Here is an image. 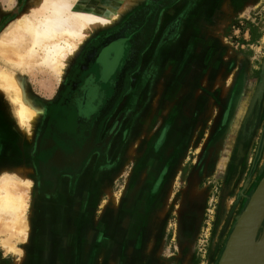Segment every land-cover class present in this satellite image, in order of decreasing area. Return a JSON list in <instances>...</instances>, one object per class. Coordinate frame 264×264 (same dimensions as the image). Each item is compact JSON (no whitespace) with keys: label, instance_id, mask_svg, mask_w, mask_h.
<instances>
[{"label":"rangeland","instance_id":"obj_1","mask_svg":"<svg viewBox=\"0 0 264 264\" xmlns=\"http://www.w3.org/2000/svg\"><path fill=\"white\" fill-rule=\"evenodd\" d=\"M175 1L135 0L118 21L98 28L80 53L140 14V23H133L138 31L152 13L151 45L168 47L178 81L189 82L187 73H195L193 93L204 101L193 106V113H182L184 103L173 118L144 120L136 108L130 110V96L123 97L111 119L119 114L108 149L96 151L73 172L56 174L43 166L40 144L70 70L63 80L38 66L15 70L42 109L28 138L15 104L0 91V176L8 173L31 183L27 238L14 240L19 251L0 244V264H104L107 248L97 245L106 233L109 264H220L238 217L264 175V0ZM8 2L0 0V31L14 19L11 10L31 6V0ZM96 3V8L107 4ZM124 4L109 0V5ZM192 53L199 55L198 64L189 65ZM145 65L146 59L144 77L150 69ZM144 77L132 78L131 94ZM246 122L252 125L251 136L243 133L238 141ZM107 223L109 232L101 230ZM263 233L264 216L256 243Z\"/></svg>","mask_w":264,"mask_h":264},{"label":"bare ground","instance_id":"obj_2","mask_svg":"<svg viewBox=\"0 0 264 264\" xmlns=\"http://www.w3.org/2000/svg\"><path fill=\"white\" fill-rule=\"evenodd\" d=\"M8 1L10 5L12 0ZM124 1L121 6L107 2L96 8L91 2L80 0H31L27 11H21L20 5L11 10L14 19L0 31V61L3 62L0 91L15 104L16 117L27 138L39 125L42 109L35 104L15 70L31 71L38 66L53 71L63 80L83 43L98 28L118 21L135 0ZM30 187V181L25 178L8 173L0 176V244L9 252L20 250L15 248V239L27 238ZM260 246V242L249 243L236 237L227 258L256 255Z\"/></svg>","mask_w":264,"mask_h":264},{"label":"flooded vegetation","instance_id":"obj_3","mask_svg":"<svg viewBox=\"0 0 264 264\" xmlns=\"http://www.w3.org/2000/svg\"><path fill=\"white\" fill-rule=\"evenodd\" d=\"M138 17L141 15L95 40L70 68V80L43 127L40 151L48 173L73 172L96 151L108 149L119 126V114L111 120L113 113L128 98L132 78L144 77L141 67L145 53L154 54L163 47L151 45L155 16L150 13L135 31L133 23L138 22ZM174 23L177 21L169 27ZM153 65L154 57L150 56L145 66L151 69ZM135 92L136 89L134 95ZM133 106L137 109L136 102Z\"/></svg>","mask_w":264,"mask_h":264},{"label":"crops","instance_id":"obj_4","mask_svg":"<svg viewBox=\"0 0 264 264\" xmlns=\"http://www.w3.org/2000/svg\"><path fill=\"white\" fill-rule=\"evenodd\" d=\"M80 2H91L92 5H94L96 2H108L109 0H80ZM95 2V3H92ZM97 4H95V7H97ZM190 29L189 27H187ZM172 44V43H171ZM168 47L163 46L159 51L155 52L154 54H150L149 52L145 53V59L148 61L150 56L154 57V65L150 69L149 73L142 79L138 84H137V89H136V95L131 94L132 88H129L128 90V96H130L129 100V108L130 110L134 109L133 104L136 102L137 103V113L139 118L145 119H150L153 120L155 118L161 120V119H168V117L173 118L175 112L177 109L183 106L182 113L184 114H189L193 113V106L194 108L196 105L202 100L204 101V98L200 99V95L193 93L194 92V72L191 69L190 72H188V79L189 82L187 81L186 83H182L177 80V72L174 69V66H172L173 62L175 61L172 59L171 56L167 57ZM192 57L189 60V65L192 63L197 62L201 59H199V55L196 56L194 53L191 54ZM171 58V59H170ZM207 60V59H206ZM145 63V62H144ZM143 63V64H144ZM202 64H205L204 60H202ZM192 66V65H191ZM208 71L210 70V67H207ZM207 85H210V77H207ZM220 86V85H219ZM190 94V95H189ZM138 95V96H137ZM135 96L136 98L135 100ZM208 99L210 100V96H207ZM207 100L208 102H210ZM214 101V99L212 100ZM217 102L224 101L221 99H216ZM134 102V103H133ZM215 102V101H214ZM148 107V108H147ZM145 110L143 113L142 110ZM147 109V110H146ZM129 110V111H130ZM193 110V112H192ZM143 113V115L140 114ZM193 117V116H191ZM203 118V116H200ZM199 116L197 119L200 118ZM198 124V121H197ZM252 131V125L250 122L243 123L241 125V128L239 129L238 132V138L237 140L239 141L240 136L244 133L247 134L249 133L251 136ZM248 134V135H249ZM120 229L125 230L126 227L125 225H122ZM106 232H109V223L105 225V228L101 229ZM100 230V231H101ZM101 243L98 246L101 247L105 245L106 252L104 255V259L101 261L104 264H109V233L105 234V237L101 239ZM99 253V249L97 251Z\"/></svg>","mask_w":264,"mask_h":264},{"label":"water","instance_id":"obj_5","mask_svg":"<svg viewBox=\"0 0 264 264\" xmlns=\"http://www.w3.org/2000/svg\"><path fill=\"white\" fill-rule=\"evenodd\" d=\"M155 6L159 2H155ZM139 20V19H137ZM129 58V55H128ZM264 216V175L249 197L242 213L238 217L233 232L227 240L220 264H264V233L258 242L261 243L256 255L244 256L242 258L229 257L227 253L231 249L236 237L252 243L256 241V232Z\"/></svg>","mask_w":264,"mask_h":264}]
</instances>
